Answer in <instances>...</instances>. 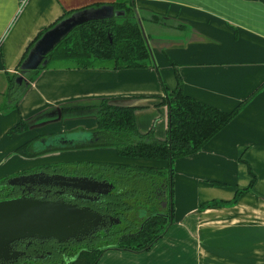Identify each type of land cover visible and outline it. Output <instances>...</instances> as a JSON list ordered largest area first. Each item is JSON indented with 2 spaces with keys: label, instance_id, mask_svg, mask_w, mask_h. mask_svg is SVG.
Returning a JSON list of instances; mask_svg holds the SVG:
<instances>
[{
  "label": "crops",
  "instance_id": "obj_1",
  "mask_svg": "<svg viewBox=\"0 0 264 264\" xmlns=\"http://www.w3.org/2000/svg\"><path fill=\"white\" fill-rule=\"evenodd\" d=\"M114 1L0 0V180L52 162L166 166L164 158L122 156L114 146L69 147L90 133L68 139L63 132L96 127V109L87 106L110 98L134 106L141 132L165 138L162 96L178 72L185 93L226 111L243 106L200 149L173 162V212L158 240L142 251L105 249L97 264H264V0H133L153 65L51 63L11 105L9 76L44 27L67 10ZM21 119L27 126L15 130ZM30 139L25 151L37 153L17 151ZM213 199L221 203L201 207Z\"/></svg>",
  "mask_w": 264,
  "mask_h": 264
},
{
  "label": "trees",
  "instance_id": "obj_2",
  "mask_svg": "<svg viewBox=\"0 0 264 264\" xmlns=\"http://www.w3.org/2000/svg\"><path fill=\"white\" fill-rule=\"evenodd\" d=\"M109 3L116 10L123 12L78 23L46 54L48 62L44 66L22 71L21 61L34 41L47 27L78 8L65 11L57 20L44 27L28 44L27 50L18 61L16 71L9 76L6 95L12 106L17 105L39 70L50 65L52 60H67L76 67L94 66L97 63L96 58L102 64H105L104 59H112L111 66L115 68L153 65L149 44L138 22L133 0H116ZM176 74V87L171 90L165 88L162 96V102H166L168 107V129L165 138H156L152 130L141 132L135 124V108L132 105L125 106L110 98H100L87 106L96 109V127L88 130V137L66 146H114L122 156L164 158L168 164L158 167L115 161H71L70 163L80 164L89 175L110 179L113 188L102 195L98 202H91V207L107 218L117 217L119 220L105 222L104 227L83 236L80 240L68 239L59 244L53 238L45 240L46 247H53L57 258L70 254L67 260L60 258L62 261L52 264H97L101 253L109 248L147 250L165 232L173 212V162L179 156L200 149L214 133L228 123L244 103L243 100L227 111L210 105L185 93L182 90L181 75L178 72ZM26 126L27 122L21 119L13 128L21 130ZM51 135L55 136L56 133ZM33 139L19 146L17 151L27 153L25 147H29ZM56 148L55 144L49 146V149ZM37 152L33 150L27 155L31 156ZM6 179L4 177L0 180V198L9 196L4 185ZM252 181L253 175L247 187ZM238 193L239 191L231 202L236 201ZM217 202L221 203L213 199L200 205L203 207ZM144 212L146 214L141 217L139 214Z\"/></svg>",
  "mask_w": 264,
  "mask_h": 264
},
{
  "label": "water",
  "instance_id": "obj_3",
  "mask_svg": "<svg viewBox=\"0 0 264 264\" xmlns=\"http://www.w3.org/2000/svg\"><path fill=\"white\" fill-rule=\"evenodd\" d=\"M119 12L123 11L116 10L111 3H105L78 8L61 17L34 41L26 57L21 61V70L44 66L48 62L46 54L78 23L93 18L109 17ZM138 22L140 24L139 19ZM48 177L65 179L56 183L82 190L85 200L97 199L99 193H107L113 187L109 181L87 175L70 176L53 173L48 174ZM20 178L32 177L30 174H15L9 177L8 181L15 183ZM115 220L118 221L119 218L116 217ZM103 222V214L86 203L80 205L72 201L25 194L0 198V258L17 254L18 250H12L10 253L12 242L17 239L53 238L61 243L68 239L79 240L97 230Z\"/></svg>",
  "mask_w": 264,
  "mask_h": 264
},
{
  "label": "flooded vegetation",
  "instance_id": "obj_4",
  "mask_svg": "<svg viewBox=\"0 0 264 264\" xmlns=\"http://www.w3.org/2000/svg\"><path fill=\"white\" fill-rule=\"evenodd\" d=\"M58 173L62 175H70V176H81L87 175L93 178H96L92 175H89L82 169L80 164H73L70 162L58 163L52 162L44 165L33 166L29 169H23L21 171L16 172L15 174H30L32 178L28 179H18V182L10 183L8 181L9 177L15 176V174L6 177V181L4 185L7 187V193L9 196L14 197L16 195H35V196H46L54 199L66 200L76 202L80 205L82 204H90L91 202H98L100 197L106 193H99V197L97 195V199L85 200L82 196L84 192L82 190H77L76 188L71 187L67 184H59L57 182H63L65 179L61 178H52L48 177V174ZM48 177V178H47ZM99 179H104L106 181H110V179L97 177ZM96 178V179H97ZM113 188V187H112ZM111 188V189H112ZM110 189V190H111ZM109 190V192H110ZM108 193V192H107ZM92 194V193H91ZM95 196V194H92ZM146 213L139 214L143 217ZM104 216V215H103ZM116 218V217H115ZM115 218H107L104 216V222L99 226L104 227L105 222H117ZM98 228V229H99ZM97 229V230H98ZM35 238V237H33ZM21 238L12 242V250L17 252L16 255H10L7 258H0V264H52L55 262H60L62 260H67L70 257V254H65L64 257H59L62 260H58L56 255L53 253V247L47 248V242L45 240L50 239H39L36 238ZM80 240V239H79ZM56 241V240H55ZM58 244L61 242H57Z\"/></svg>",
  "mask_w": 264,
  "mask_h": 264
},
{
  "label": "rangeland",
  "instance_id": "obj_5",
  "mask_svg": "<svg viewBox=\"0 0 264 264\" xmlns=\"http://www.w3.org/2000/svg\"><path fill=\"white\" fill-rule=\"evenodd\" d=\"M96 61L95 62H98V58H96L95 59ZM104 61L105 62H103V63H105V64H107V65H109V66H111V65H113V60L111 59V60H109V59H104ZM66 62H68L67 60H63V59H61V60H52V64H55V65H60L61 63H66ZM80 132L81 133H83V134H87L89 131L87 130H82V129H80V130H77V131H69V130H66L65 132H63V135H66L67 137L68 136H75V135H77V134H80ZM60 141H61V139H60ZM58 260L60 259V258H57Z\"/></svg>",
  "mask_w": 264,
  "mask_h": 264
}]
</instances>
